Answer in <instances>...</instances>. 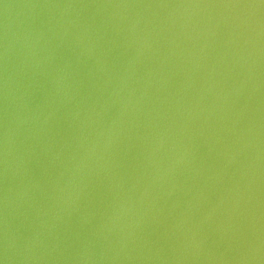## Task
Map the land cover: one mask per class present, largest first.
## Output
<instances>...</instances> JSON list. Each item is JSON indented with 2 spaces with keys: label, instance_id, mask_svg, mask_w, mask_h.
Listing matches in <instances>:
<instances>
[{
  "label": "water",
  "instance_id": "obj_1",
  "mask_svg": "<svg viewBox=\"0 0 264 264\" xmlns=\"http://www.w3.org/2000/svg\"><path fill=\"white\" fill-rule=\"evenodd\" d=\"M0 264H264V0H0Z\"/></svg>",
  "mask_w": 264,
  "mask_h": 264
}]
</instances>
